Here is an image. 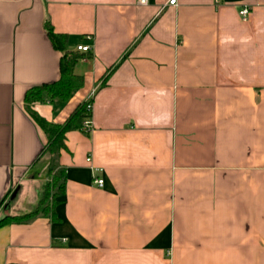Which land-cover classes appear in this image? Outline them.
I'll list each match as a JSON object with an SVG mask.
<instances>
[{"label": "crops", "instance_id": "0c3cea01", "mask_svg": "<svg viewBox=\"0 0 264 264\" xmlns=\"http://www.w3.org/2000/svg\"><path fill=\"white\" fill-rule=\"evenodd\" d=\"M48 27L92 51L67 101L27 104L61 76ZM87 102L92 131L44 151L31 112ZM58 171L53 212L0 227V264H264V0H0V220Z\"/></svg>", "mask_w": 264, "mask_h": 264}, {"label": "trees", "instance_id": "16d2710c", "mask_svg": "<svg viewBox=\"0 0 264 264\" xmlns=\"http://www.w3.org/2000/svg\"><path fill=\"white\" fill-rule=\"evenodd\" d=\"M48 35L57 50L64 53L61 60V76L54 83L43 84L30 88L25 97L27 104H34L36 102H48L55 99L67 101L74 90L80 88L83 84V78L75 73V66L77 62L84 58L89 53H84L79 50L67 51L66 45L68 37L65 34L57 33L52 27H48ZM36 123L46 132L48 141L44 147V151L57 154L62 149L66 148V135L73 130H80L86 132L84 129V121L91 116L88 112L87 103L76 108L70 117L63 124H54L42 118L34 111L31 112ZM61 183H51L50 181L45 188L44 197L39 207L25 215L6 216L0 220V227L11 223L26 222L38 214H47L54 211L57 203L56 197L63 191V174L60 171ZM56 173H53L52 177Z\"/></svg>", "mask_w": 264, "mask_h": 264}, {"label": "built area", "instance_id": "2783aa9c", "mask_svg": "<svg viewBox=\"0 0 264 264\" xmlns=\"http://www.w3.org/2000/svg\"><path fill=\"white\" fill-rule=\"evenodd\" d=\"M149 0H140V4L142 5H147ZM179 0H166V5L167 6H178ZM249 9L247 7H244L242 10H240V15L242 16L243 20H247L249 16ZM77 50L84 52V53H90L92 51V47L90 45L86 44H80L77 46ZM87 109L88 112L91 113V116H89L85 121H84V129L87 132L92 131L93 129V124H92V112H93V103L92 102H87ZM104 179L98 178L95 179V184L99 187L104 186Z\"/></svg>", "mask_w": 264, "mask_h": 264}, {"label": "rangeland", "instance_id": "374dc122", "mask_svg": "<svg viewBox=\"0 0 264 264\" xmlns=\"http://www.w3.org/2000/svg\"><path fill=\"white\" fill-rule=\"evenodd\" d=\"M61 173H60V171H58V172H56V174L52 177V179H51V183H57L58 182V184H60L61 183V180L62 179H60L61 178V175H60Z\"/></svg>", "mask_w": 264, "mask_h": 264}]
</instances>
